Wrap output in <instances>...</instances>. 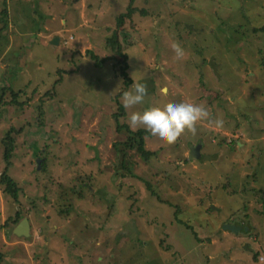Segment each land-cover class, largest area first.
Masks as SVG:
<instances>
[{
    "label": "rangeland",
    "instance_id": "1",
    "mask_svg": "<svg viewBox=\"0 0 264 264\" xmlns=\"http://www.w3.org/2000/svg\"><path fill=\"white\" fill-rule=\"evenodd\" d=\"M130 1L64 0L85 26H68L63 49L49 44L52 0H8L9 14L0 0V30L17 25L0 32V48L13 41L0 49V264H264V0H134L139 12L118 28ZM133 82L147 94L125 109ZM168 102L202 104L223 125L199 122L173 144L149 136L148 161L125 149L139 131L128 114ZM8 135L15 151L5 160ZM25 218L30 235L16 236ZM229 218L238 234L221 224Z\"/></svg>",
    "mask_w": 264,
    "mask_h": 264
},
{
    "label": "clouds",
    "instance_id": "2",
    "mask_svg": "<svg viewBox=\"0 0 264 264\" xmlns=\"http://www.w3.org/2000/svg\"><path fill=\"white\" fill-rule=\"evenodd\" d=\"M171 48L175 58L180 60L185 55L181 46L173 40ZM160 93L167 96L166 86L160 88ZM147 89L141 82H133L129 90L121 95V102L125 109L143 104ZM208 121L210 126L220 128L223 120L211 119L209 111L202 104L192 102H168L155 105L143 111H132L127 116L130 129L143 130L151 138L163 144H173L185 133H195L199 122ZM234 225V224H233Z\"/></svg>",
    "mask_w": 264,
    "mask_h": 264
},
{
    "label": "trees",
    "instance_id": "3",
    "mask_svg": "<svg viewBox=\"0 0 264 264\" xmlns=\"http://www.w3.org/2000/svg\"><path fill=\"white\" fill-rule=\"evenodd\" d=\"M133 5H134V0H131L130 1V6L128 7L127 12L125 14H122L119 17L118 21H117L118 28H121L124 25L125 20L132 19L133 15H135L137 12H139L136 7L135 8L133 7ZM141 14H146V13H145V11H141ZM3 29H5V26L0 30L1 33L3 32ZM0 38H2V36ZM113 38H114V40H113ZM113 38H112L113 41H111V43H112L111 44V47L113 49H115V51L117 53L122 54V52H121V48L122 47H121V45L118 42V35H117V33H115L113 35ZM91 56H92V58H95V59L98 58L96 55H94L92 53H91ZM123 56L125 57L124 58V61H123L125 63V66L124 67H127V65H126L127 57H126V55H123ZM104 60H106V59H104ZM104 60H98L97 65H101V63L104 62ZM122 76L125 79L126 86H129L131 80L129 79L126 71L123 72ZM121 111L123 113L124 110L122 109ZM148 137H149V135L146 132H144L143 130H139L137 132H133V133H131V136L128 137V140L129 141L128 142H125L123 146H124L125 149H129V150H134L135 149L138 152V154L144 160L148 161V160H150L149 158L152 157L155 154L154 152L147 151L146 148H145V139L148 138ZM5 147H6V152H7L6 155H5V160L6 159L9 160L11 158V155L15 151V140H14V137H12V139H10L9 138V135L7 136V139L5 140ZM117 150L119 152L125 154V152L123 150H120V148L117 149ZM121 167H123V169H126L127 170V167H126L125 163H123V162L121 163ZM132 177L135 178V179H139V177H137L135 175H132ZM88 179L90 180L91 178L89 177ZM165 179L168 180L169 178H166L165 177ZM166 180H165L164 184H166ZM3 182L7 185L6 192L9 195H11L14 199H18V193H19V191H16V187H15L14 182L11 181L9 178H5ZM167 182L169 183L170 181H167ZM144 184L147 185L146 188H147L148 191H150L151 196L154 198V201L156 200V198L159 199V200H161V197L159 196L158 192H156V190H159V187L158 186H157V188H153V187L150 188V186H149V184L147 182H145ZM226 188H228V187L226 186ZM169 190L171 191L173 189L171 188ZM187 196H188V194H187ZM117 197L120 198V193H119V195ZM102 201H103V199H102ZM161 201H163V200H161ZM165 202H167L170 205V207L173 208L172 212H174V211L181 212V208L180 207H182V206L180 205V207H179V205H178V202L179 201H174V203H173V202H170V200L165 199ZM111 207H112L111 208L112 211L118 210L117 209L118 206L116 204H111ZM110 215H112V214H110ZM16 216H17V220L21 217L20 213H17ZM174 220L176 221V223H174L175 222ZM14 221L16 222V219ZM231 221L234 222L233 219ZM178 222H179L178 219L175 218V219H171L169 222H166V224L167 225L169 224V226H170L169 229L170 230H173V228L175 229V226L173 224L176 225ZM0 255L2 256L1 253H0Z\"/></svg>",
    "mask_w": 264,
    "mask_h": 264
},
{
    "label": "crops",
    "instance_id": "4",
    "mask_svg": "<svg viewBox=\"0 0 264 264\" xmlns=\"http://www.w3.org/2000/svg\"><path fill=\"white\" fill-rule=\"evenodd\" d=\"M27 1L28 0H26V2L25 3H27ZM53 2H52V4L50 5V9L48 8V10L46 11V13H45V24L46 25H48L47 26V28L48 27H50L51 25H53V27L51 28L52 29V32H51V38H50V42H49V44H52L51 42L53 41V39L55 38V37H59V44L58 45H53V46H55V47H59L60 45H61V42H63V49H64V46H72V42L71 41H67V40H65V39H63V37H66V36H68V35H71L72 36V32L70 33V32H68L69 31V28H68V26L69 25H71V26H73L74 27V24H76V21H77V24H76V27H77V29H79V26H81V27H84L85 26V20H84V18L82 17V15H81V18H76L75 16H74V13H78L79 14V10H77V8L75 7V6H73V12H72V15L70 16L68 13H67V11H66V9H67V7L68 6H71L70 4H69V2H67V3H65L64 2V0H52ZM98 1H100V0H98ZM7 2H8V0L7 1H5L4 0V5H5V7H6V9L8 10V14L10 13V9L12 8L11 6H10V4L8 3V5H7ZM75 4H78V2L77 3H74L73 5H75ZM25 5H27V4H25ZM60 9V10H59ZM107 9H109V3H107L106 4V10ZM4 13H5V11H4ZM4 13H2V15L4 14ZM103 13H104V11H103ZM102 13V14H103ZM9 16V15H8ZM7 17V16H6ZM7 19V18H6ZM27 20V19H26ZM6 23H9V25H10V27H17V25L16 24H13V23H11L10 22V20L8 19L7 20V22ZM6 23H5V29L7 28V25H6ZM28 23H29V21L27 20V25H28ZM47 28L45 27V30L47 31ZM33 33V32H32ZM4 34H5V32H3V36H4ZM42 34V33H41ZM74 34V33H73ZM28 35H30V33H28ZM63 35V36H62ZM24 36H27V34H25ZM73 37V36H72ZM4 39H5V37H4ZM73 38H71V40H72ZM10 41V40H9ZM5 42H6V39H5V41H4V43H3V45L5 44ZM67 42V43H66ZM41 43L44 45H47L48 43H46V41H41ZM65 44H67V45H65ZM13 45V41H11V42H8L7 43V45L4 47H1L0 49L2 50V51H5L6 53L7 52H9L10 50H11V46ZM71 50V49H70ZM66 51H68V50H66ZM67 54V53H66ZM65 54V55H66ZM66 57H67V55H66ZM75 57H77V55H75ZM70 58H72V57H70ZM68 59V58H67ZM89 64H93V62H89ZM97 64V63H96ZM71 66V65H70ZM66 67L67 66H65V70H68V69H66ZM102 76V75H101ZM115 78H116V80L119 82L120 80V78L118 77V75H116L115 76ZM121 85V84H120ZM201 142V141H200ZM202 143V142H201ZM194 148V147H193ZM192 148H190V149H188L187 151H189V155L187 156V159H186V161L187 162H196V161H198L200 158H197V159H190V155H191V150ZM203 151V146L201 145V149H200V152H202ZM201 155H202V153H200ZM186 161H184V164H186L187 162ZM216 201H218V200H216ZM231 218V217H230ZM230 218L228 219V220H226L225 222H222L221 224H228V225H233V222L230 220ZM226 230V229H225ZM171 231V230H170ZM229 232H231L230 230H228ZM225 237H220L219 238V242H220V240H223ZM230 241V240H229ZM213 242V241H212ZM214 243H215V241H214Z\"/></svg>",
    "mask_w": 264,
    "mask_h": 264
},
{
    "label": "water",
    "instance_id": "5",
    "mask_svg": "<svg viewBox=\"0 0 264 264\" xmlns=\"http://www.w3.org/2000/svg\"><path fill=\"white\" fill-rule=\"evenodd\" d=\"M59 37H55L53 39V41L51 42L53 45H58L59 44ZM200 149L201 147H196V148H192L191 150V155H190V159H197L200 158L201 154H200ZM30 222L28 218L23 219V221H21L16 228L14 229V234L16 236L19 237H29L30 235ZM224 229L226 230H230L231 232H233L234 234H238L239 231H241V227H237L234 225H224Z\"/></svg>",
    "mask_w": 264,
    "mask_h": 264
},
{
    "label": "bare ground",
    "instance_id": "6",
    "mask_svg": "<svg viewBox=\"0 0 264 264\" xmlns=\"http://www.w3.org/2000/svg\"><path fill=\"white\" fill-rule=\"evenodd\" d=\"M23 221V220H22Z\"/></svg>",
    "mask_w": 264,
    "mask_h": 264
}]
</instances>
